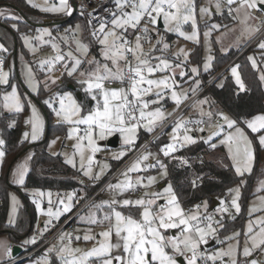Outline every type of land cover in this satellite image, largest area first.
Instances as JSON below:
<instances>
[{
  "label": "snow or ice",
  "instance_id": "obj_1",
  "mask_svg": "<svg viewBox=\"0 0 264 264\" xmlns=\"http://www.w3.org/2000/svg\"><path fill=\"white\" fill-rule=\"evenodd\" d=\"M28 2L32 7H40L41 11L64 13L69 16L75 9L69 0H58V3L50 6H48V0H44V6L33 3V0H28ZM112 2L114 7L104 9L109 13L108 17L93 16L91 12L87 13L88 26L91 29L90 44L99 45L100 60L94 56L89 58L90 46L77 37L80 31V26L77 25L73 34L75 51L63 52L53 39L51 48L56 55L40 62L42 69L47 65L45 89L50 91L48 81L55 85L66 73L68 77L76 78V83L81 86L88 101L92 102L91 106L87 102H78L71 93L67 92L43 101L53 110L57 123L67 126L66 139L74 141L72 144L74 151L66 158L65 163L76 168L75 158L78 156L79 170L90 181H99L108 168L105 164L99 172L93 173L95 156L100 151L97 141H103L118 133L127 151H131L135 147L140 128L151 133L157 126H162L188 99L187 91H178V89H182L181 82H187L185 78L189 76V73L185 71V67L190 62V53L183 47L172 51L164 34L174 33L185 41L200 43L195 0H112ZM209 3L216 9V15L222 16L226 9L229 16L237 19L243 13V19L240 21L244 24L242 35L251 36L264 27V22L256 25L247 23L250 19H254L253 10L264 11L258 7V5H264V0H214V2L209 0ZM95 11L96 9H93V12ZM212 16L213 13L208 8L199 9L201 19L207 17L210 21ZM0 18L18 19L14 14L3 9H0ZM93 20L96 23H93ZM161 23L163 33L159 27ZM189 23L190 33L184 30V26ZM205 26L208 29L203 33L205 47L211 52L207 43L208 37L211 36L213 30L218 31L220 25L206 22ZM43 36H51V33L44 30L42 35L36 39L43 43ZM21 38L25 47L32 52L36 51L30 38L26 36ZM64 39L67 43V38ZM145 44L149 45L147 49H145ZM257 46L264 51V40H261ZM4 51L7 50L0 45V52ZM167 53L171 54V58L166 55ZM212 59L211 55L206 58L205 71L209 69ZM248 59L255 69L257 67L255 58L249 56ZM85 64L89 67H83ZM0 65H3L2 60H0ZM56 65L60 66L61 76L49 75L56 70ZM238 68L239 65L234 66L230 71L236 84L243 91L244 84ZM190 71L193 76L198 74L196 67H192ZM8 76V72L0 66V85H9ZM177 76L180 78L179 81L176 79ZM26 80L29 89L37 93L38 89L33 83L34 77L30 68L27 70ZM261 80L264 81V76H261ZM114 83L120 86L111 87L110 85ZM194 83L197 87L192 89L193 93L199 87L200 81L196 80ZM168 99L175 105L173 112H166L162 107ZM2 100L3 109L10 113L19 114L25 110L15 85H11V92L5 93ZM57 100L58 108L53 107V103ZM204 103L206 101H198L192 107L197 108L198 105ZM28 107L31 108V116L24 123L30 131L23 132L21 143L37 141L44 130V122L36 108L31 104ZM199 112L200 116L207 117V120L191 121L179 117L169 133L170 142L160 147L159 152L164 157L175 160L177 157L173 154L178 148L197 143L191 133L193 131L204 132L206 129H212V131L209 136L201 139L203 143L215 149L217 144L213 142V137H219L220 130L224 127L219 123L215 125L211 123L213 118L218 116L231 130L222 136L219 143L226 148L236 175L243 177L244 173H252L256 161L253 150L254 139H250L245 130L237 126V121L223 113L205 112L202 107L199 108ZM192 124L197 127H190ZM245 124L251 133L258 134L255 138L264 148V114L254 116L245 121ZM55 142V140L52 141V144ZM4 145L5 141L0 139V149ZM127 151H121L114 156V159H121ZM5 156V151L0 150V163L3 162ZM150 157L156 160V165H159V175L167 177V165L160 161L156 154L146 152L140 155L121 173L123 179L107 185V191L111 194L110 199L92 203L88 215L79 217L80 222L88 225L83 230V235L61 231L58 243L48 247L35 264H54L51 259L53 255L58 264H177V257L184 258L183 264H264L257 259H249L257 251L264 254V217H259L254 221L250 220L243 233L234 232L232 236L225 238L226 241H235V244L229 243L227 248H219L214 252H210L207 248L202 249L201 246L207 245L210 239H215L220 244L225 242L218 239V230L224 227L222 223L224 216L221 215L220 219H215L213 214L208 212L207 201L202 205L196 204L191 209H184L172 185L164 187L162 191L150 190L157 182L154 176L133 178L130 174L146 172L156 167L154 164H145ZM31 159L32 157L28 156L26 161L12 172L13 182L21 187L25 185V177L29 171L27 161ZM179 163L184 166L188 164V161L179 158ZM196 186V180H193L192 187ZM262 188H264V183H262ZM141 190L143 192L139 197L133 198L126 195ZM229 193H234L231 199V209L239 215L241 212V206L238 203L239 186L229 189ZM36 195L42 198L45 194L40 192ZM51 195L48 193L49 208L44 213L50 219L45 222L40 235L48 230L51 219L59 221L62 215L70 213L75 206L73 203L75 194L70 193L67 194L66 199L58 197L56 210L53 211ZM259 199L264 204V197ZM11 200L10 224L15 222L19 203L15 196H12ZM33 203L37 213H41L40 201L33 199ZM219 203L221 207L217 211L221 214H230V209L224 206L226 201L220 200ZM122 209H128V214H125ZM133 209L139 212L138 217L132 214ZM259 210L261 209H250L249 215ZM96 228H100V231L97 232ZM241 234L244 237L242 252L238 251ZM81 240L85 243L91 242L92 247L85 249L74 246V243ZM35 243V237L24 241V244ZM0 247L3 248L4 255L10 254L6 243H0Z\"/></svg>",
  "mask_w": 264,
  "mask_h": 264
},
{
  "label": "rangeland",
  "instance_id": "obj_2",
  "mask_svg": "<svg viewBox=\"0 0 264 264\" xmlns=\"http://www.w3.org/2000/svg\"><path fill=\"white\" fill-rule=\"evenodd\" d=\"M25 2L30 5V3L28 2V0H25ZM196 5H197V17H198V21H199V34H200V43L196 44L193 43L191 41H185L183 40L181 37H179L178 35L174 34V33H166L165 35V39L166 42H168L171 45L172 51H176L178 50V48H185L187 51H189L186 46L185 43H190L192 45H195V47H198L201 50V62L200 63H187L186 67H185V71H187L189 73V76L186 77V81L187 82H181L182 84V89H178V91L180 90H186L187 91V96L188 99H186L181 107L179 109H176L174 114L169 117L162 126H157L154 131H152L151 133L147 132L144 128H140L138 130L137 133V140H136V144L139 141V135H140V131H143L145 133L152 135H155L159 132H161L164 127H166V125H168L169 121L175 116L177 115L178 111H182L183 110V119L185 118H196V119H204L207 120V117H201L200 116V112H199V108H203V110L205 112L211 111L210 110V105H211V101L207 98V97H201V98H196L195 100H193L192 102H190L192 99H194V96L197 92V90L200 88L201 86V73L207 72L211 69V65H212V61L210 62V67L207 71L204 70V63L206 62V58L211 55L213 56V52H214V48L215 46H217L218 51H221V48H223L224 46L226 47V42L228 41V43L230 44L231 42V38L233 39V42H237L238 39V35L240 36V34H242V29H238V28H229V29H221V26L219 28V30H213L212 34L210 37H208V47L211 48V52H209L206 47H205V40L203 37V33L205 31H207L208 29L206 28L205 24L207 23H217L218 22V17L219 15H216V9L214 7H212V5L209 3V0H195ZM214 2V0H213ZM33 3L39 5V6H44V0H33ZM58 3V0L55 2ZM51 2L48 1V6H50ZM31 6V5H30ZM32 7V6H31ZM201 7H206L208 8L209 11H211L213 13L212 19L209 21L207 17H204L203 19H201L199 17V9ZM34 9H36L40 14L42 15H46L49 16L52 19H58V18H69V15H66L64 13H52V12H44L40 10V7H32ZM0 9L3 10H7L8 12L14 14L18 19L15 20H21L19 13L10 7H6V6H2L0 7ZM81 11H78V15H81ZM253 17V16H252ZM11 19V18H9ZM44 20H48V19H44ZM53 20H52V24H53ZM247 23H250V25H256L258 23V20L256 18L254 19H250ZM42 25L39 26L37 28H35L34 30H28L25 32H20L18 34V40L16 42V50L15 52H12L13 46H5L2 43H0V45H2L7 51H4L5 53L9 54V51L12 52L11 56L9 57V61L7 66L5 67V71L8 72L9 76V85L5 86V85H0V121L2 120V118H4V124L3 126L6 128H14L16 126H19V140L21 142L22 139V134L24 131H30V128L27 127L24 123L25 120L29 119V117L31 116V108L28 107L29 104H31L33 107L36 108L37 112L40 114L41 119L44 122V130L43 133L41 134L40 138L37 141L34 142H28L25 141L24 143H27L29 145L35 144L37 142H40L43 140L44 136L46 135V127H47V117L45 114V109L48 110L51 114L49 117L50 120V124L52 127L56 126V127H60L62 126L65 129L64 134H56L54 132H51V134L49 135L47 142H46V150L50 155L56 156V155H60L65 163V160L67 157L71 156L72 152L74 151V149L72 148V144L74 143V141H70L66 139V135H67V126L65 125H61L57 123V118L53 112L52 109H50L46 104L43 103V101L45 100H49L50 98L63 94L65 92L67 93H71L73 95V97L75 99H77L78 102H87L89 104V106H91L92 102L88 101L86 94L83 92L81 86L79 84L76 83V78L75 77H68L66 75V73L61 77L60 80L57 81V83L55 85H52L50 81H48L49 87H50V91L45 89V80H46V73H47V65L44 66V68L42 69L40 66V62L44 61V60H48L50 58H52L53 56L56 55L55 52H53L52 48H51V43L53 42V39L55 41V43L58 45L59 49H61L63 52H67L69 50L75 51V44H74V40H73V34L74 31L77 27V25L80 26V31L77 34V37L85 44H89L90 46V54H89V58L91 57H96V59L100 60L101 56H100V50H99V45L92 43L90 44V40H88L87 42L83 41V32H84V28L85 26L83 25V23L81 22L80 19H76L74 21H72L71 23H65L60 25L59 27H56L55 25ZM15 29H17V27H15ZM44 30H47L49 33H51V36H43V43L40 40H37L36 37H40L42 35V33L44 32ZM161 33H163V24H162V28L160 29ZM184 30L188 33L191 32V25L190 23L184 26ZM232 30V35H231V31ZM90 31L91 29L89 28V37L90 36ZM153 35H155V33H153ZM227 35H231V36H227ZM22 36H26L28 38H30V42L31 44L36 48L35 52H32L29 50L28 47H25L24 42L22 40ZM172 36L173 40L168 41L167 37ZM237 36V37H236ZM67 38V43L65 42V39ZM149 47L148 44H145V49H147ZM92 48H95L94 50H91ZM190 53V51H189ZM78 55V54H77ZM157 55H159V53H157ZM166 55L169 56V58H171V54L167 53ZM249 56H253L254 55L250 52L246 55V58L248 59ZM255 58V57H254ZM256 60V64L257 67L255 68V70L257 71V74L259 76V78L261 79V76H264V62L261 64L258 60V58H255ZM249 61V59H248ZM69 64L71 63V61H67ZM251 63V62H250ZM260 63V65H259ZM252 65V63H251ZM236 66V65H235ZM83 67L87 68L89 67L87 64L83 65ZM192 67H196L198 69V74L193 76L191 74V68ZM234 67V66H233ZM32 70V75L34 77V81L33 83L36 85L38 92L37 93H33L27 84V80H26V74H27V70L28 69ZM60 66L56 65V69L59 70ZM232 68V67H231ZM239 73V72H238ZM49 75H56L55 70L53 73H50ZM227 75H229L234 84L236 85V87L238 88L239 91L240 88L239 86L236 84L235 78L232 76L231 71L229 70ZM240 75V74H239ZM59 76H61V71ZM66 78L68 81L66 83V85L64 86L63 89L58 90L57 87L58 85L61 83L62 79ZM241 78V77H240ZM176 79L179 81V76L176 77ZM199 80L200 84L199 87L197 88L196 92L193 93L192 89L196 88V84L194 83V81ZM242 81V80H241ZM262 85L264 88V81H262ZM243 83V82H242ZM11 85H15L16 89H17V94L21 97L22 103L25 106V110L19 114L17 113H10L6 110L3 109L2 105H3V100H2V96L5 93L11 92ZM111 87H119L120 85L118 83H114L112 85H110ZM40 87H42V89L46 92H48V96L44 98V100H42V104L38 103L35 100L36 95L39 93ZM242 92V91H241ZM198 101H206V103H204L203 105H198L197 108H193L192 105L196 104ZM190 102V104H189ZM189 104V105H188ZM59 104H58V100L55 101L53 103V107H57L58 108ZM156 107V106H153ZM163 109L166 112H173L175 109V105L173 104V102L168 99L166 102L163 103L162 105ZM214 113H223L227 116H229V114L227 112H225L224 110L220 109L219 107H215L214 108ZM7 115H12L7 117ZM259 115V114H258ZM229 118H231L229 116ZM233 119V118H231ZM215 120L216 122L213 124H221L224 125V127L220 130L221 135L219 137H213V142H215L217 144L216 148H222L228 158L227 155V150L226 148L221 145L219 143V140L222 138V136L228 132L231 131L230 129L227 128L226 124L224 123L223 120L219 119L218 116H215ZM234 120V119H233ZM248 119H246L245 121H247ZM245 121H243L242 123H238L237 122V126L241 127L242 129L245 130L246 134L249 135L250 139H254V144H253V150L256 156V161L253 165V172L252 173H244L243 175V183L245 182L246 177L252 175L255 171L254 177H253V181L250 185V189H249V194L248 197L245 199V201L242 200V192H241V181L239 184L234 185L231 189H235L239 186L240 188V198L238 203L241 206V212L239 215H237L235 213L234 209H231V199L232 196L234 195V193H229L230 194V198L228 200L229 203V209H230V214L227 215H235L237 217H241L242 218V224H241V228L236 230V231H232L228 234H226L225 236H222L224 238L232 236L234 232H241L243 233L248 226V223L250 220L254 221L259 217H264V204L261 203V200L259 199L260 197H264V188H262V183H264V148H262L259 145L258 139H256L255 137L258 136V134H253L250 133L249 130L246 128V124ZM12 125L11 127L9 125ZM3 126L0 124V139H3L2 136V128ZM174 126V124H172L169 129L165 132V139H166V143L159 145V147H149L146 150H142L141 152H139L137 154V156L132 159V153L135 151L136 149V144L135 147L132 148L131 151H127L126 146L123 145L120 136L118 133L114 134L118 137V145L116 148H108L104 145V143L111 138L112 136L106 138L103 141H97V145L100 149V151H98L96 153L95 156V162L93 164V173L99 172L101 170V167L103 165H108V168L104 171V173L101 175V179L99 181H90L88 180L86 177H84L81 173V171L79 170L80 168V164H79V157L77 156L75 158L76 161V165L77 167L74 168L76 171L79 172V181L84 185H86L87 187H90V185L94 184L97 185L96 191L94 192L93 195H91L90 197H87L88 195H84L82 199V202L90 200L89 204L81 211H79L76 215H75V221L73 223V229H74V234H80L81 236L83 235V230L86 229L88 227L87 224L82 223L79 221V217L80 216H87L89 213V208H90V204L92 203H100L102 201H108L111 197V194L107 191V185L109 183H116L118 180L123 179V177L121 176V173L124 172L129 166H131V164L142 154L146 153V152H151L153 154L157 155V158L161 160V156H163L162 153L159 152L160 147L166 145L167 143L170 142V135L169 133H171V129ZM83 127V126H81ZM212 131V129H206L203 133L202 132H198V133H191V135L196 138L197 140H202V137H207L209 136L210 132ZM181 134V133H180ZM182 135V134H181ZM57 137H59V139H57ZM56 141L54 144H52V141ZM203 141V140H202ZM142 144L144 142H141ZM51 144V147H49V145ZM189 146V145H188ZM186 146V147H188ZM183 147V148H186ZM4 148V146H3ZM0 149L3 150L4 149ZM258 148V149H257ZM181 149V148H178ZM121 151H127V154L125 156H123L121 159H114V156L118 155ZM32 148H29L28 150H26L19 158L18 160L14 163V165L12 166L10 173H9V182L14 185L17 186L19 188V190H10L9 191V206H8V214H7V224L11 225V226H16L18 219L22 216V214L24 213V208H25V204H24V198L23 195H25L27 197V199L29 200L31 206H33V211L35 213V222L30 225V228L32 229L31 233L27 236H25L22 240V249L26 250V248L29 247H33L35 246L39 240H41L45 235L48 236L49 234H51L52 232H50V230L56 228L59 225V222L62 218L64 217H68L69 215H71L73 212H75V209L78 208V206L81 203V200H77L76 199V195L74 197V201L73 203L75 204V206L73 207L72 211L70 213L64 214L61 216L60 220L57 221L55 219H51V223L48 225V230L45 231L43 233V235H40V231L42 229H44L45 227V222L48 221L50 219V217H48L47 215H45L44 213L47 212L48 208H49V204H48V200H49V196L48 193H51V199L53 200V206H52V210L55 211L56 210V204H57V200L58 197L61 198H65L67 194H74V192L72 191H63L61 193H56L54 191L51 190H40V189H27V188H23L17 184H15L13 182V176H12V172L17 168L18 165L24 163L27 159L28 156L32 157ZM164 157V156H163ZM129 158V161L125 162L124 164H121L120 168L118 171H116V174L106 183H104V186H102L104 179L107 177V175L109 174V172H111L112 166L115 163H123V161ZM166 158V157H165ZM230 165H232L231 160L228 158ZM30 160L27 161L28 164V168L30 167ZM163 162V161H162ZM154 164L156 165V160L152 159L150 157L149 161L145 162V164ZM1 164V163H0ZM67 164V163H65ZM69 167L73 168L71 165L67 164ZM133 178H135L136 176H144L145 178L149 175L154 176L157 178V182L156 184L153 186L152 191L155 190H159L162 191L164 187H167L168 185H171L170 182L168 181L167 177H161L159 175V165H156V167L148 169V171L146 172H139V173H132L130 174ZM100 187V189H99ZM40 192H43L45 195L41 198L39 195H36ZM143 190L135 192L137 193L135 196H131L133 198L135 197H139L140 195H142ZM97 193V194H96ZM99 198L94 201V199L98 196ZM129 195V194H126ZM15 196L17 201L19 202L17 205V211H16V215H15V222L10 224L9 223V212L11 210L12 207V200L11 197ZM33 199H37L40 201L41 203V209L42 212L41 213H37L36 211V207L35 204L33 203ZM220 200H224V198L222 197V199ZM219 200V201H220ZM218 201V202H219ZM205 202V201H203ZM199 203V204H203ZM161 203H163V201H161ZM227 203H225L226 205ZM224 205V206H225ZM221 207L220 203L217 207L214 208V210H208L209 213L213 214L215 219H220V216L223 215L221 213H219L217 210ZM193 208V207H192ZM254 208H259L261 210L259 211H255L253 212L252 215H249V210L250 209H254ZM135 209H133L134 211ZM139 216V212L137 210H135ZM137 216V217H138ZM97 232L100 231V228H96L95 229ZM65 232H67L66 230H63ZM50 232V233H49ZM174 234V233H173ZM35 237L36 239V243L35 244H24V241L27 239H31ZM58 236H56L53 240H51L46 247L42 250V252L36 256L34 259L32 260H28L23 262L22 264H35L36 261L40 260L41 257L43 256L45 250L48 247H51L53 245H56L58 243ZM219 238V235H218ZM9 238L6 234H1L0 235V243H6L7 247L9 248ZM239 248L238 251L242 252L243 249V245H244V237L243 234H241L240 238H239ZM232 243L235 244V241H227L226 244H224L223 246H220L218 248H215V250L219 249V248H227L228 244ZM74 246H79L85 249L91 248L92 247V243L88 242L85 243L83 242V240L74 243ZM206 245H202L201 247H205ZM170 251V250H169ZM30 253V252H29ZM29 253L24 254L23 256H21V259H27L30 256ZM33 255V254H32ZM183 260L184 258L181 257ZM241 259H243V257H240ZM51 259L55 260V256L53 255L51 257ZM227 259V258H225ZM249 259H257L261 262H264V254L260 253L259 251L255 252L253 254L252 257H250ZM5 261V262H4ZM13 261H15L14 259H12L11 257V248H10V254L9 255H4L3 254V248L0 247V262H4V264H8V263H13ZM56 264H58V262H56ZM178 264V263H177Z\"/></svg>",
  "mask_w": 264,
  "mask_h": 264
},
{
  "label": "trees",
  "instance_id": "obj_3",
  "mask_svg": "<svg viewBox=\"0 0 264 264\" xmlns=\"http://www.w3.org/2000/svg\"><path fill=\"white\" fill-rule=\"evenodd\" d=\"M2 6L15 9L21 18V20L0 18V43L5 46H13L14 50L12 52H15L16 50V42L19 38L18 34L20 32L34 30L43 24L44 19L50 21L49 24L45 25H51L53 20L56 24L52 25H55L56 27L80 19L85 26L83 41L87 42L91 39V37H89L87 19L82 14L78 15V9L69 18L52 19L49 16L40 14L36 9L28 5L25 0H0V7ZM13 25H15L17 29L13 28ZM167 40L171 41L173 40V37L169 36L167 37ZM94 49L95 48H92L91 50ZM250 50L251 48L235 62L236 65H239L238 71L244 84V90L242 92L238 90L230 76H224L222 74L198 97H207L211 101L210 110L212 112H215V107H219L227 112L238 123H242L256 114L264 113V90L262 82L258 77L256 70L246 58V55ZM12 52L9 51V56H11ZM235 55L236 53L233 51L223 55L215 50L213 52L214 57L211 69L207 72L201 73V87H203L204 84H207L210 79L220 71L222 67L228 64ZM189 61L190 63L201 62V50L198 47H194L190 52ZM67 81L66 78H63L57 89H63ZM47 96L48 92L40 87L35 100L40 104ZM45 114L47 117L46 135L42 141L32 145L20 142L19 126L6 128L3 126L5 119L2 118L0 121V124L3 126V140L5 141L3 149L6 153L3 162L0 164V235L6 234L12 246L19 245L22 247L21 240L31 233L32 229L30 228V225L35 222L36 218L33 206H31L27 197L23 195L25 211L18 219L16 226L8 225L6 220L9 206V191L12 189L19 190L17 186H14L9 182V173L14 163L26 150L32 148L33 152L32 159L30 160V169L26 175L23 188L51 190L56 193L72 191L76 195V199L81 200V203V198H83L84 195L90 197L94 194L97 188V185L94 184L90 185V187L83 185L79 181L78 171L65 164L60 155L53 156L47 152L46 142L51 132L64 134L65 129L62 126L52 127L49 120L51 113L45 109ZM9 116L12 115H7V117ZM213 120H215V117ZM168 129L169 127L158 136L153 142L152 147L157 148L159 145L166 143L165 132ZM142 135H144V137H142ZM150 136V134L140 131L139 141L136 144L137 147L135 150H138L142 146L141 142H144ZM173 155L176 156L177 159L170 160L169 158H166L165 164L167 165L168 170L167 179L177 194L182 207L186 210L191 209L194 205L202 203L203 201L208 202V210H210L213 204V199H216L217 201L222 199L223 195L229 192V189L234 185L239 184L244 178L236 175L222 148L212 149L208 144L203 143L202 140H197V143L189 145L186 148L178 149ZM179 158L187 160L189 166H181ZM127 159L128 158H126L123 163ZM121 164V162L113 164L111 172H109L102 182L105 183L108 178L117 171ZM254 174L255 171L252 175L246 177L245 182L241 185L243 201L248 197ZM197 177H199V179H197ZM193 180H196L197 186L195 188L192 187ZM99 196L100 194L94 199V201H96ZM122 211H124L125 214H128L129 212L128 209H122ZM132 214L138 216L135 210H132ZM223 216L224 219L222 223L224 227L219 228L218 230L220 238H224L222 236L240 229L242 224V218L240 216L237 217L233 214L230 216L223 214ZM66 218L67 217L62 218L59 224L64 222ZM75 219L76 218L72 220V224ZM37 245L38 244L33 247L28 246L26 250H23L20 254V257L34 250ZM44 248L16 264H22L25 261L34 259ZM52 261L56 264L55 260L52 259ZM0 264H4V262H0Z\"/></svg>",
  "mask_w": 264,
  "mask_h": 264
},
{
  "label": "built area",
  "instance_id": "obj_4",
  "mask_svg": "<svg viewBox=\"0 0 264 264\" xmlns=\"http://www.w3.org/2000/svg\"><path fill=\"white\" fill-rule=\"evenodd\" d=\"M51 3H55L57 0H48ZM69 3L74 5L76 7V10L78 9L79 11H81L82 15L87 19L89 17L87 16V13L91 12L93 14V16H99V17H108L109 13L105 12L104 9L105 8H109L111 9L112 7H114L112 0H69ZM260 5H258L259 7ZM264 6V5H263ZM233 7H235V5H233ZM260 8V7H259ZM93 9H96L95 12H93ZM233 15H235L233 13ZM252 16L254 18H256L258 20V22H264V11H255L253 10L252 12ZM233 21V18L231 16H229L227 14V10L225 9L224 14L221 16L219 15L218 17V22L221 26H227L229 25L231 22ZM93 23H96L95 20H93ZM264 38V27H261V30L259 32H257L253 38L240 50L239 54L236 56V58L234 60H237L240 56H242L246 51H248L253 45H255L258 41H260L261 39ZM187 48L192 49V45L190 44H186ZM9 54L5 53V52H0V60L3 61V65H0L3 67V70L5 71V67L7 66V61L9 59ZM55 73L57 76H59L60 74V70H55ZM208 84V83H207ZM211 83H209L210 85ZM207 85L205 87V89L209 86ZM204 89V90H205ZM202 90L200 92V94L204 91ZM183 111H180L177 115H175L168 123V125H166V127H164V129L155 134L150 136L149 138H147L144 143L142 144V146L138 149L135 150L132 153V159H134L137 154L139 152H141L142 150H146L147 148L151 147L153 145V142L158 138V136L160 134H162L168 127H170L172 124H174V122L179 118V117H183ZM185 120H191V121H196V120H200V119H192V118H185ZM212 124L215 123V120H213L211 122ZM190 127H197L195 124L190 125ZM199 131H193V133H198ZM181 134H183V132L181 131ZM142 137H144V135H142ZM161 160L163 161V163L165 164L166 162V158L161 156ZM127 162L129 161V158L126 160ZM125 161V162H126ZM124 162V163H125ZM187 166H189V163L187 164ZM118 171V170H117ZM114 175L116 174V172L113 173ZM111 175L108 180L106 182H108L114 175ZM105 182V183H106ZM104 185V183L102 184ZM97 194V193H96ZM137 193H130V196H135ZM224 200L226 201V205L225 207H229V203L228 200L230 198V194L229 192L223 195ZM90 200L84 201L82 203H80V205L78 206V208L75 210V212H73L71 215H69L64 222H62L61 224H59L56 228L50 230V232H52L51 234H49L48 236H44L41 240L38 241V245L37 247L32 250L28 256H31L32 254L36 253L37 251L41 250L42 248H44L51 240H53L56 236H58L61 231L66 230L68 233H73L74 229H73V224H72V220L75 218V215L83 210L88 204H89ZM49 232V233H50ZM221 241H225L223 244L217 243L215 239H210L209 243L205 246L202 247L203 248H207L210 252H214L215 248H218L220 246H223L224 244H226V240L225 238H218ZM21 259V258H20ZM16 261V260H15ZM13 261V263L15 262ZM13 263H8V264H13Z\"/></svg>",
  "mask_w": 264,
  "mask_h": 264
},
{
  "label": "crops",
  "instance_id": "obj_5",
  "mask_svg": "<svg viewBox=\"0 0 264 264\" xmlns=\"http://www.w3.org/2000/svg\"><path fill=\"white\" fill-rule=\"evenodd\" d=\"M235 14V13H234ZM236 15V14H235ZM243 19V13H241V15H240V17L239 18H237V19H233V21L229 24V25H227V26H221L220 24V26H221V29H229V28H232V29H234V28H238V29H242V32H243V30H244V24H242L240 21ZM259 23V22H258ZM249 25H250V23H248ZM254 25V24H253ZM231 32V35H232V30L230 31ZM257 33V32H256ZM256 33H254L253 35H251V36H248V35H242V34H240V36L238 35V39H237V42H233V39L234 38H231V42H230V44L228 43V41L226 42V47L224 46L223 48H221V51L219 52L218 51V48H217V46H215V48H214V51L215 50H217L218 51V53H220V54H227V53H229V52H234V53H236V55L230 60V62L228 63V64H226L224 67H222L221 68V70L220 71H218L211 79H210V81L208 82V84H204L203 85V87H201L200 86V88L197 90V92H196V94H195V96H194V99H192L190 102H192L193 100H195L196 98L198 99V97L201 95L200 94V92L202 91V90H204L205 89V87L207 86V85H209V83H212L213 81H215L220 75H224V76H229V75H227V73H228V71L231 69V67H233V66H235L236 64H235V62H236V60H234L235 58H236V56L239 54V52H240V50L253 38V36L256 34ZM231 35H227V36H231ZM232 37V36H231ZM237 37V36H236ZM261 40H264V38L263 39H261ZM260 40V41H261ZM260 41H258L255 45H253L252 47H251V50L249 51V53L251 52L253 55H254V57L255 58H258V60H259V62L262 64L263 62H264V51H262V50H260L259 48H258V43L260 42ZM186 44H190V43H185V46H186ZM190 45H192V44H190ZM192 49H189V48H187V46H186V48L191 52L193 49H194V47H195V45H192ZM190 58V57H189ZM250 62V61H249ZM260 63H259V65H260ZM251 64V63H250ZM237 66V65H236ZM252 66V65H251ZM211 67H212V65H211ZM239 72V71H238ZM257 72V71H256ZM259 77V76H258ZM201 84H202V81H201ZM262 87H263V85H262ZM263 90H264V88H263ZM190 102H189V104H190ZM188 104V105H189ZM183 111V110H182ZM180 111H178V113H179ZM177 113V114H178ZM259 114H264V113H259ZM256 115H258V114H256ZM256 115H254V116H256ZM230 116V115H229ZM254 116H252V117H250V118H248V120H250V119H252ZM231 117V116H230ZM232 118V117H231ZM215 122H216V120H215ZM249 132L251 133V131L249 130ZM203 133V132H202ZM204 134V133H203ZM258 149V148H257ZM122 164H124V163H122ZM121 166V165H120ZM120 168V167H119ZM119 168L117 169V170H119ZM29 169H30V167H29ZM26 178V177H25ZM85 185V184H84ZM87 185V184H86ZM102 186H104V185H102ZM99 189H100V187H99ZM9 249L12 247V244L10 243V241H9ZM5 262V261H4Z\"/></svg>",
  "mask_w": 264,
  "mask_h": 264
},
{
  "label": "water",
  "instance_id": "obj_6",
  "mask_svg": "<svg viewBox=\"0 0 264 264\" xmlns=\"http://www.w3.org/2000/svg\"><path fill=\"white\" fill-rule=\"evenodd\" d=\"M261 9H264V6L263 5H260L259 6ZM76 12V7L74 9V12L73 14ZM50 21L49 20H44L43 24H41L40 26L42 25H45V24H49ZM52 24V23H51ZM53 24H56V22H53ZM160 29L162 28V23L159 25ZM104 145L108 148H116L117 145H118V137L116 135L112 136L111 138H109L105 143ZM213 204L210 208V210L212 211L216 206L219 205V202L216 200V199H213ZM23 252V249L19 246V245H13L11 247V257L12 259L16 260L13 264H16V263H19L21 261H23L24 259H20V254ZM177 263L178 264H183V259L181 257H177Z\"/></svg>",
  "mask_w": 264,
  "mask_h": 264
}]
</instances>
